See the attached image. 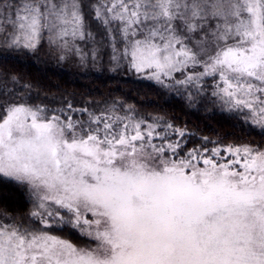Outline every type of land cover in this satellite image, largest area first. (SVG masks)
<instances>
[{"label": "snow or ice", "instance_id": "6c2138e0", "mask_svg": "<svg viewBox=\"0 0 264 264\" xmlns=\"http://www.w3.org/2000/svg\"><path fill=\"white\" fill-rule=\"evenodd\" d=\"M42 49L264 138V0H0V51ZM32 91L0 80V264H264V144Z\"/></svg>", "mask_w": 264, "mask_h": 264}, {"label": "trees", "instance_id": "16d2710c", "mask_svg": "<svg viewBox=\"0 0 264 264\" xmlns=\"http://www.w3.org/2000/svg\"><path fill=\"white\" fill-rule=\"evenodd\" d=\"M16 76L20 83L33 86L32 95L50 106H58L70 99L80 106L87 101L103 103L117 100L132 104L139 115H158L166 120L187 125L190 131L210 139L225 138L229 143L239 138L247 143L264 144L258 131L248 134L240 131V125L226 120L218 110L189 109L173 92L159 88L150 81L137 79L135 74H111L108 69L84 71L71 64L62 65L56 57L41 50L38 54L5 53L0 51V80ZM235 125V126H233ZM0 205L24 210L27 207L24 190L15 184L0 180Z\"/></svg>", "mask_w": 264, "mask_h": 264}, {"label": "rangeland", "instance_id": "374dc122", "mask_svg": "<svg viewBox=\"0 0 264 264\" xmlns=\"http://www.w3.org/2000/svg\"><path fill=\"white\" fill-rule=\"evenodd\" d=\"M42 51H44L45 53H46V50L45 49H42ZM50 57H55L54 55H50V54H48ZM60 63V62H59ZM62 65H65V64H71V65H73L74 67H76V68H79V69H81V70H84V71H95V70H101V69H108L107 68V66L105 65V66H103V67H97V68H92L91 66H89L88 68H81V67H79V66H77V65H75V64H73V63H71V62H65V63H61ZM7 182H9V183H12V184H15L14 182H10V181H7Z\"/></svg>", "mask_w": 264, "mask_h": 264}]
</instances>
